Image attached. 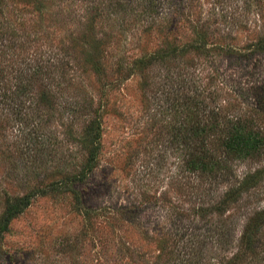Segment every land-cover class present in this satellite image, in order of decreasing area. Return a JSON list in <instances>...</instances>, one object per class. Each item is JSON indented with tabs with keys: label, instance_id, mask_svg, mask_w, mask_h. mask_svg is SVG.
Segmentation results:
<instances>
[{
	"label": "rangeland",
	"instance_id": "374dc122",
	"mask_svg": "<svg viewBox=\"0 0 264 264\" xmlns=\"http://www.w3.org/2000/svg\"><path fill=\"white\" fill-rule=\"evenodd\" d=\"M151 1L160 15L147 28L118 7L149 0H44L51 13L42 19L38 1H10L9 18L30 33L26 53H63L91 23L98 35H110L103 72L76 65L74 88L78 109L83 106L74 120L64 101L53 117L45 106L29 120L0 110V221L10 200L36 193L0 235V264H227L247 217L264 208V152L235 164L229 181L201 175L191 166L198 149L184 142L193 135L180 131L176 113L182 78L204 87L215 72L225 86L242 89L243 118L254 116L264 133V0ZM189 3L191 9L171 15L172 5ZM191 21L207 26L224 50L121 72L120 60L132 66L168 44L196 40ZM91 118L101 126L93 152L71 138ZM39 124L45 127L36 129ZM42 134L46 154L36 157L42 143L33 140ZM243 177L253 183L243 196L215 208Z\"/></svg>",
	"mask_w": 264,
	"mask_h": 264
},
{
	"label": "trees",
	"instance_id": "16d2710c",
	"mask_svg": "<svg viewBox=\"0 0 264 264\" xmlns=\"http://www.w3.org/2000/svg\"><path fill=\"white\" fill-rule=\"evenodd\" d=\"M10 1L0 0V104H2L0 110L9 109L8 115H14L16 119L29 120V117H39L40 114L45 113L41 109V106H45L47 107L45 114L53 117L59 105H62L64 101L68 102L67 105L64 104V108L69 111V116L72 115V120H74L83 106L81 104L78 109V94L74 88L75 83L78 82L76 65L82 62L79 66L89 65L98 75L103 72L102 47L106 43L105 37L110 34L98 35L94 24L91 23L86 25L80 36L71 40L63 53H26L24 49L30 46L28 42L26 45L25 38L30 36V33L28 29H25L24 22L18 23V27L9 18ZM36 1H38L36 8L41 19L47 15L45 11L51 13L50 7L44 5V0ZM191 5V3L188 6L172 5L171 15L175 12L184 13L186 9L192 8ZM127 7L121 5L118 10L132 15V20L138 22L136 26L143 24L146 28L150 27L160 15L157 13V5L151 0L148 4L143 2H138L136 5L131 4L129 10ZM166 18L169 17H163V19ZM119 22L121 26L128 24L124 19ZM191 25L196 33V40L181 46L168 44L167 47L136 59L132 66L120 60L118 66L121 72L126 69V75H130L135 70V66H141L145 70L156 65L158 67L174 66V63L179 59L183 60L190 53L210 55L216 50H224L225 46L211 41L207 26L193 21ZM37 40H32V42ZM217 77L218 75L213 72L210 76L211 84L204 87L192 82L191 76L182 78V84L180 83L177 87L176 96L180 101V103L178 101L180 108H176V113L182 118L180 131L184 133L189 131L193 135L191 140L184 138V142L198 149V155L191 161L192 169L201 175H212L217 181L219 179L229 181L236 173L235 164L247 158L255 159L264 152V133L255 129L254 116L248 118L247 121L243 118L241 113L242 89L227 87L225 83L218 81ZM108 85L112 86V83ZM72 98L74 100L69 102ZM74 101L77 106L73 104ZM32 109L40 111L35 115L31 112ZM43 127L45 126L39 124L36 129ZM71 135H73L71 138L82 144L83 148L93 152L101 138V126L97 123V118H91L82 126L80 132L74 130ZM46 141L44 134L38 135L33 140V142L42 143L41 150H38L40 154L36 157L46 154L44 151L47 146ZM56 144L57 142H53L54 149L50 153L55 151ZM93 160L92 155L88 158L85 169L92 167ZM250 182L251 179L245 177L236 180L235 184L216 203L215 208H226L237 202L252 186L253 183ZM35 195L36 193L32 191L9 201L5 218L0 221V235L8 230L11 219L22 212ZM237 239V248L228 258L227 264L264 262V208L255 210L247 217ZM232 240L234 241V236Z\"/></svg>",
	"mask_w": 264,
	"mask_h": 264
}]
</instances>
